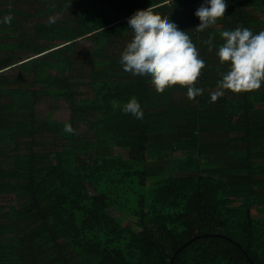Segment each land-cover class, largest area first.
<instances>
[{"label":"trees","instance_id":"obj_1","mask_svg":"<svg viewBox=\"0 0 264 264\" xmlns=\"http://www.w3.org/2000/svg\"><path fill=\"white\" fill-rule=\"evenodd\" d=\"M202 3L0 0V264H264V87L209 102L220 32L264 30V0H227L198 32ZM145 11L206 62L195 100L122 71L127 20ZM57 99L65 122L39 114Z\"/></svg>","mask_w":264,"mask_h":264},{"label":"clouds","instance_id":"obj_2","mask_svg":"<svg viewBox=\"0 0 264 264\" xmlns=\"http://www.w3.org/2000/svg\"><path fill=\"white\" fill-rule=\"evenodd\" d=\"M227 0H203L194 12L204 32L224 17ZM12 17L5 16L0 23H10ZM132 39L123 49L119 64L122 71L133 80L147 81L157 93L172 87L185 89L186 97L195 100L204 90L196 86L206 62L200 56L188 31H183L167 18L161 20L147 11L137 12L127 20ZM223 41L216 49V56L227 71L220 74L216 90L210 94L209 102H215L225 92L234 94L251 92L264 87V30L253 32L250 28L237 26L220 32ZM212 50V37L203 41ZM118 106V105H114ZM123 114L139 123L143 115L135 100L128 102ZM64 131L74 133L70 124Z\"/></svg>","mask_w":264,"mask_h":264},{"label":"rangeland","instance_id":"obj_3","mask_svg":"<svg viewBox=\"0 0 264 264\" xmlns=\"http://www.w3.org/2000/svg\"><path fill=\"white\" fill-rule=\"evenodd\" d=\"M49 112V113H48ZM52 117L55 121L65 122L68 119V107L67 104L62 99L57 100H49L46 102H42L39 105V114L44 117L47 116ZM82 130H86L84 126L80 127ZM110 215L118 222L125 221L126 223L132 224L133 219L127 215L122 214L116 208H112L109 210Z\"/></svg>","mask_w":264,"mask_h":264},{"label":"water","instance_id":"obj_4","mask_svg":"<svg viewBox=\"0 0 264 264\" xmlns=\"http://www.w3.org/2000/svg\"><path fill=\"white\" fill-rule=\"evenodd\" d=\"M190 242H191V241H189L188 243H190ZM175 256H176V255H174L173 260H174ZM173 260H172V262H173Z\"/></svg>","mask_w":264,"mask_h":264}]
</instances>
